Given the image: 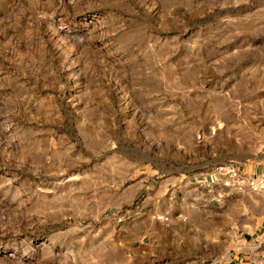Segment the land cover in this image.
<instances>
[{
    "label": "rangeland",
    "instance_id": "obj_1",
    "mask_svg": "<svg viewBox=\"0 0 264 264\" xmlns=\"http://www.w3.org/2000/svg\"><path fill=\"white\" fill-rule=\"evenodd\" d=\"M229 162L264 164V0H0V264H264V197L196 190Z\"/></svg>",
    "mask_w": 264,
    "mask_h": 264
},
{
    "label": "built area",
    "instance_id": "obj_2",
    "mask_svg": "<svg viewBox=\"0 0 264 264\" xmlns=\"http://www.w3.org/2000/svg\"><path fill=\"white\" fill-rule=\"evenodd\" d=\"M212 181L229 191L243 193L250 191L264 197V175L246 176L231 162L223 163L211 174ZM168 221V218H163Z\"/></svg>",
    "mask_w": 264,
    "mask_h": 264
},
{
    "label": "crops",
    "instance_id": "obj_3",
    "mask_svg": "<svg viewBox=\"0 0 264 264\" xmlns=\"http://www.w3.org/2000/svg\"><path fill=\"white\" fill-rule=\"evenodd\" d=\"M238 170L248 176H256V175H260L263 174L264 175V164L263 165H257L255 167V171H251V169L248 168V166H246L245 164H239V165H235ZM193 183L191 182V178L186 182V186H191ZM194 185V184H193ZM196 186V190L199 191V194L202 195L203 197H210L211 201L215 200L216 197L217 198H230L232 196H251L252 193L250 192H243V193H237V192H233V191H229L225 188H222L218 183H215L212 181V177L211 175L206 177L204 180H200L198 181V183L195 185ZM216 191H218L216 193ZM216 196V197H215ZM244 230H238V232L243 233ZM222 264H228V262L226 263H222Z\"/></svg>",
    "mask_w": 264,
    "mask_h": 264
}]
</instances>
